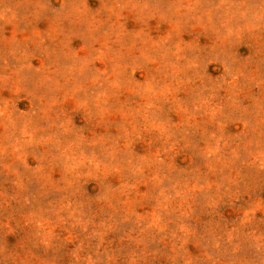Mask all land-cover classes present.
I'll return each mask as SVG.
<instances>
[{
	"label": "rangeland",
	"instance_id": "rangeland-1",
	"mask_svg": "<svg viewBox=\"0 0 264 264\" xmlns=\"http://www.w3.org/2000/svg\"><path fill=\"white\" fill-rule=\"evenodd\" d=\"M0 264H264V0H0Z\"/></svg>",
	"mask_w": 264,
	"mask_h": 264
}]
</instances>
